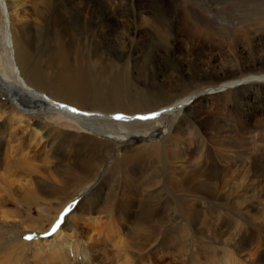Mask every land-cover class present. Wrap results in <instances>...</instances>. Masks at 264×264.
Wrapping results in <instances>:
<instances>
[{
  "label": "rangeland",
  "instance_id": "rangeland-1",
  "mask_svg": "<svg viewBox=\"0 0 264 264\" xmlns=\"http://www.w3.org/2000/svg\"><path fill=\"white\" fill-rule=\"evenodd\" d=\"M4 1L7 8L2 11L0 7V26L7 18L12 31L23 24L39 47L48 46L50 40L44 28L47 6L61 12L65 8L83 11L78 22L88 20L86 34H80L78 39L73 33L72 42L63 41L74 45L72 49L77 47L76 53L73 50L67 55L72 71L78 70L79 54L93 66L92 77L100 83H108L101 73L103 69L115 65L123 68L121 81L127 85L128 76L132 93L142 92L153 109L192 95L198 105L171 117L142 122L137 118L129 122L125 131L110 123L114 127L105 130L116 135L101 137L91 133L88 139L69 140L56 138V133H82L59 126L72 120L56 113L44 117L45 112L29 107L34 113L15 118L7 131L18 134L17 138L23 134V148L12 140L10 154L7 141L1 146L2 158L26 165L20 164L23 169L0 170L4 179L0 182V215L6 217H0V258H6L9 246L28 243L26 236L48 238L58 213L59 227L64 225L65 214H75L67 218L68 231L61 234L68 244L76 239L72 234L78 217H100L105 223L103 234L110 233V226L117 230L128 243L127 256H121L119 264L125 260H135L134 264H264V79L238 82L250 76L264 77V22L256 26L240 17L239 8L251 2ZM263 1L257 2L263 5ZM6 59L0 48V70L6 73V81L16 84L15 66ZM54 71L47 72L52 75ZM230 82L244 86L222 88ZM0 96L2 102L12 106L9 99L13 94ZM17 106L16 113L24 114V108L18 103ZM83 110L101 113L94 106ZM29 117H37L38 123L47 127L48 137L44 139L52 143L32 140L27 127ZM171 122L174 124L170 128ZM54 127L58 129L50 131ZM95 141L108 144L104 149L110 148L90 154L86 148ZM129 142L131 149L126 150ZM137 152L142 153L125 166L121 156L131 158ZM88 155L96 159L98 169L90 173V180L78 169V161ZM68 170L75 177L83 176L78 187L66 181ZM63 187H67L65 191ZM146 199L153 210L150 218L140 214L141 202ZM83 201L85 205L73 212ZM80 230L88 234L84 238L75 230L82 235H78L82 245L96 246L88 241L98 238L88 222ZM58 236L56 240L62 242ZM101 238V244L95 243L103 249L98 261L104 264L105 254L113 255L114 250L108 240ZM27 249L23 250L25 255ZM29 261L26 255L22 264H31Z\"/></svg>",
  "mask_w": 264,
  "mask_h": 264
},
{
  "label": "bare ground",
  "instance_id": "bare-ground-1",
  "mask_svg": "<svg viewBox=\"0 0 264 264\" xmlns=\"http://www.w3.org/2000/svg\"><path fill=\"white\" fill-rule=\"evenodd\" d=\"M233 1H234L233 3H235V0ZM240 1L242 2V0ZM245 1L248 2L250 1L251 4L248 3L250 5L246 4L247 6L245 7L244 6L245 4L243 5L242 3L243 8H239L242 11V14H240L241 20L249 22L250 24L256 26L263 24L264 1H263V5L258 3L257 2L258 0H245ZM0 4L2 11H5L7 8L5 1L0 0ZM47 10L48 11L46 14V18L44 20V28L46 29V34L48 35V37H50V40L47 43L48 46L47 45H45V47L37 46L36 40L31 38L32 35H30L29 32L23 27L24 26L23 24L19 25V27H16V30L13 29L12 31V27L10 25L9 19L7 18L8 15L7 17H5L7 18V22L4 21L2 26H0V48L2 49L4 55L7 57L6 59L7 63L8 64L12 63L15 66L13 73L15 74L18 81V83L16 84H13L11 82L9 83L8 81H6L7 79L5 76L6 73H3V71L0 70V75H1L0 95L5 94V96H7V94H13L12 99H9V101H11L12 103V106L9 105L7 106L6 103L2 102L1 101L2 97L0 96V106L4 107V110L0 109V114L2 115L0 119V170L6 172L7 168L23 169L22 166L26 165L21 163L20 160L18 161V160H12V158L11 159L7 158L8 160L6 161L5 158L6 156L2 158L1 146L4 142L7 141V148L10 150L8 153L10 154L12 148L10 143L12 142V140L13 142L15 141L17 142L18 148L20 147L23 148L22 144L25 141V137H22L23 134L17 138L18 134L16 133L8 134L7 131L9 129V124L12 121H14L15 118L17 117L20 119L26 118L27 117L26 115H30L32 112L34 113L33 109H39L38 112L40 111L45 112L44 117H46V115L56 113L58 116H63L67 119L72 120V122L70 123L62 122L59 124V126H62L64 128H71L72 130L75 129L74 131L80 130L82 131V133H77V132L70 133L68 131H63L65 133H56L57 134L56 138L58 137L60 139L69 140L72 137L88 139L90 138L91 133L95 134V136H101V137L102 136L105 137L108 135L110 136L112 134L116 135L117 133L115 132H109L105 130V128L114 127L110 125V123L114 124L121 131H125V129L130 126L129 122L137 118L138 121L142 122L147 120H155L160 117H171L180 114L186 108L191 110L192 108H195L198 105V102L191 101L192 99L191 97L194 96L192 95L189 97L179 99L172 103H169L166 106L164 105L153 109L152 103L149 100L145 99L142 92L132 93L128 81V76H127V85L125 84V82L121 81L124 71L123 68L118 69L116 65L108 69L102 68L103 70L100 71L102 74L106 75V81L108 83L107 84L100 83L94 80L92 77L94 76L93 66L90 65L89 63H85L84 59L82 58V56H79V54L77 55V59L74 58V60L76 59V61H78L76 62L78 70L72 71L70 69L71 67H69L70 62L69 59L67 58V55L69 54V52L72 53L73 50H76L74 51L76 53L77 47L72 49L74 45L64 44V43L72 42L71 40L73 33L76 34L78 39L80 37V34H86L85 27L87 25L85 23H87L88 20L85 19L81 23L78 22V18L81 19L82 15L84 14L83 11H80L79 9L75 10V12L74 10L70 12L68 9L65 8L61 12L60 10H56V8L47 6ZM50 42H53L52 46L55 45L56 49H54L51 46ZM56 51L59 52L57 53ZM8 53H10V55ZM87 56L90 57L91 55L88 54ZM43 58H45V61H43ZM91 59H89V61ZM51 70H55L56 73L50 75L51 72H47V71H51ZM109 70H111L110 73L112 74L107 73ZM108 75L109 78H107ZM260 79H264V77L250 76L238 82L243 83L242 81H252V80H260ZM238 82L226 83L224 84V86H228V87H222V88L229 89V88H235L238 85L244 86V84ZM232 84H234L235 86H233ZM233 99L236 100L235 98ZM17 103L18 105H21L24 108V110L22 111L24 114L16 113L17 112L16 109L18 108ZM85 106L98 107L99 111L98 110L97 111L101 113L86 112L84 111L85 109L83 110ZM29 107H32L33 109H30ZM71 109H75L76 111L73 112L71 111ZM116 110H118L119 113L121 111L123 115H119V114L117 115ZM102 112L107 114H102ZM118 116L123 117V119H117L116 117ZM142 117H147V118L142 119ZM35 118L37 119V117ZM36 119L30 117L27 119L28 122L27 127H29V130L31 131V136L33 137L31 138L34 141L37 140L39 143L41 141L48 142L49 145L50 143L53 142V140L47 141L46 139H44V137L46 138L48 137L47 127L41 126ZM101 122L103 126H100ZM173 124L174 123L171 122L169 124V127L171 128ZM54 129L57 130L58 128L56 127L50 128V131H53ZM169 130L170 129H168V131ZM96 143L98 144V147H95V145L97 146ZM103 143H104L103 141H95L93 144L89 145L86 149L89 150L90 154H93L96 150H100V151L105 150L107 152L108 148L110 147L104 149L105 146H107L108 144H103ZM23 145H25V143ZM128 145H130V142ZM130 147L131 145L126 146V150L131 149ZM50 149L51 148H49V150ZM143 150H147V149L143 148ZM131 152H128L127 154ZM143 152H147V151H143ZM44 153H46V150L44 151ZM141 153L142 152H137L134 155H131V158L129 155L123 154L121 156L122 161H124V164L126 166L131 159L135 160L137 157H139ZM88 156L84 158V160L81 159L78 161L80 167L78 169H80L81 173L85 175H89V177L86 180H90L91 179L90 173L93 174L94 169H97V165L95 164V162H97L95 161L96 159H92L91 156L89 157ZM42 163L44 166L47 165L45 158ZM20 164L23 165L21 166ZM121 164L122 162L119 163V165ZM119 165L117 166L118 170L121 168V166ZM112 166L113 164L111 165V167ZM68 171H69V175L68 177H66V181L68 183L73 182L78 187L79 184L81 183V177L83 176L75 177L72 171L70 170ZM3 181L4 179L0 174V182ZM67 182H65V184H68ZM64 188L65 187H63L62 189L63 191H65L67 187L65 188V190ZM35 193L36 192H34V194ZM56 194H60V193H56ZM56 194L54 196H57ZM84 205H85L84 201L81 202V204L79 205L77 204L73 212L76 211V209L78 210L79 206L83 207ZM90 205L92 204L89 203V207ZM140 208H141L140 214L143 215L144 218H150L152 214L151 212L153 210L148 207L147 199L141 202ZM74 215L75 214L71 216L70 215L67 216V214H65V218L62 220V223H64V225H61L60 227L57 228L54 234H52L54 236L49 235L48 238L43 236L41 239L33 238L34 240L27 241L28 243L22 242L21 243L22 248L19 246L20 245L19 243L17 244V246H12L14 247V249H12V247L9 246L8 243L10 250L6 254L7 255L6 258L4 257L0 258V264H22L26 255H27V259L32 261V263L31 261H29L31 264H100L101 261L98 260H100L99 255L102 256V254H100L101 253L100 251H103V249H100V247H98L99 245L95 242L101 244L102 236L105 238L104 240L106 241L108 240L112 244V248L114 250L113 255L112 253L105 254V257L103 259H106V261L104 264H119V259L121 256L122 258H126L127 249H128L126 246L128 243L126 244L124 242V239L121 238L119 232L117 230H113L112 226H110L109 228L110 233L108 234L104 233L105 234L104 235L101 229L104 228L105 223L104 224L101 223L100 217L86 218V219L78 217L74 223V232L72 234L76 236V239L73 242L69 241L68 244V239L65 237V235L64 237H61V234L66 232L67 230L65 228L67 218L70 216L69 217L70 220ZM0 217L2 219H6V217L3 215H0ZM83 219L85 220V222H88L89 226L91 227V230L98 235V238L96 239L93 238L88 239V241H91L92 243L94 242L96 246L90 243H88L90 245H82V241L78 240L79 234L78 233L76 234L75 230L77 232L80 231V234H82V231L80 230V226L82 227L85 225V222L84 224L82 222ZM57 221H60V217L58 213L56 215V220H55L56 224ZM57 235H60L58 237H61L59 240H61L62 242L56 240ZM82 235L87 236L88 234H85L84 232ZM82 235L79 236L81 237ZM86 236H84V238H86ZM144 238L147 239L146 237ZM25 248H28L26 255L25 252L23 251ZM62 250L65 251V254H62ZM134 261L135 260H125L123 264H134Z\"/></svg>",
  "mask_w": 264,
  "mask_h": 264
},
{
  "label": "snow or ice",
  "instance_id": "snow-or-ice-1",
  "mask_svg": "<svg viewBox=\"0 0 264 264\" xmlns=\"http://www.w3.org/2000/svg\"><path fill=\"white\" fill-rule=\"evenodd\" d=\"M71 111L75 112L76 110L75 109H71ZM116 118L117 119H123V117H120V116H118ZM146 118L147 117H142V119H146ZM59 223H60V221H57V224L53 227L52 232H55L56 231V229L59 227ZM47 235H51V233H47ZM32 238H33L32 236H26L25 237V239H27V240H31Z\"/></svg>",
  "mask_w": 264,
  "mask_h": 264
}]
</instances>
